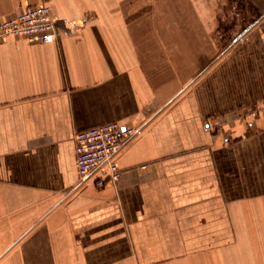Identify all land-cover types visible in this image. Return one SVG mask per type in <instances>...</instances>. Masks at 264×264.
<instances>
[{
    "label": "crops",
    "instance_id": "1",
    "mask_svg": "<svg viewBox=\"0 0 264 264\" xmlns=\"http://www.w3.org/2000/svg\"><path fill=\"white\" fill-rule=\"evenodd\" d=\"M42 4L52 43L0 39V264H264V6L0 0V22ZM110 122L142 133L99 189L73 138Z\"/></svg>",
    "mask_w": 264,
    "mask_h": 264
},
{
    "label": "built area",
    "instance_id": "2",
    "mask_svg": "<svg viewBox=\"0 0 264 264\" xmlns=\"http://www.w3.org/2000/svg\"><path fill=\"white\" fill-rule=\"evenodd\" d=\"M56 19L46 4L28 7L10 19L0 22V39L15 37L29 44H49L56 38ZM141 128L116 122L77 132L74 135L76 171L79 179H90L96 188L116 185L122 171L114 156L126 142L137 138Z\"/></svg>",
    "mask_w": 264,
    "mask_h": 264
},
{
    "label": "rangeland",
    "instance_id": "3",
    "mask_svg": "<svg viewBox=\"0 0 264 264\" xmlns=\"http://www.w3.org/2000/svg\"><path fill=\"white\" fill-rule=\"evenodd\" d=\"M219 7H224L222 11L226 14V18L230 15L231 24L240 20L242 15L244 18L252 19L255 17L254 7L256 5L264 6V0H215ZM252 8L250 11H245V8ZM222 15V14H221ZM243 18V17H242Z\"/></svg>",
    "mask_w": 264,
    "mask_h": 264
}]
</instances>
